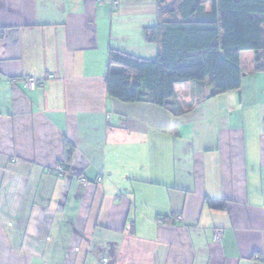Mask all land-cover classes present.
<instances>
[{
  "label": "crops",
  "instance_id": "obj_1",
  "mask_svg": "<svg viewBox=\"0 0 264 264\" xmlns=\"http://www.w3.org/2000/svg\"><path fill=\"white\" fill-rule=\"evenodd\" d=\"M157 22L158 0H0V264H264V50L237 89L110 96L109 50L154 58Z\"/></svg>",
  "mask_w": 264,
  "mask_h": 264
},
{
  "label": "trees",
  "instance_id": "obj_2",
  "mask_svg": "<svg viewBox=\"0 0 264 264\" xmlns=\"http://www.w3.org/2000/svg\"><path fill=\"white\" fill-rule=\"evenodd\" d=\"M143 36L158 46L152 59L109 50L110 96L166 107L175 84L207 80L212 95L237 89L240 52L264 50V0H158V22Z\"/></svg>",
  "mask_w": 264,
  "mask_h": 264
},
{
  "label": "built area",
  "instance_id": "obj_3",
  "mask_svg": "<svg viewBox=\"0 0 264 264\" xmlns=\"http://www.w3.org/2000/svg\"><path fill=\"white\" fill-rule=\"evenodd\" d=\"M114 3V6L117 5L116 1L113 2ZM24 84L30 88V89H35L37 87H41L44 85V81L42 79H38V78H35L33 76L31 77H27L25 80H24ZM54 171H56V173H58L59 175H62L64 173V168H63V165L62 163H59L57 164L55 167H54ZM80 181H85L86 178L84 177H80L79 178ZM101 178L98 177V180H100ZM181 219V217H179ZM222 231L220 229H216L215 232H214V239L215 240H219L220 238V235H221Z\"/></svg>",
  "mask_w": 264,
  "mask_h": 264
}]
</instances>
